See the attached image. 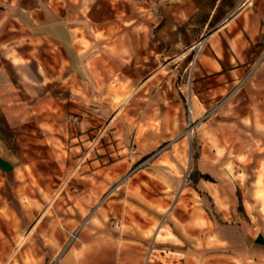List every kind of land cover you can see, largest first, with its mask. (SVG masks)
Listing matches in <instances>:
<instances>
[{
    "label": "rangeland",
    "instance_id": "374dc122",
    "mask_svg": "<svg viewBox=\"0 0 264 264\" xmlns=\"http://www.w3.org/2000/svg\"><path fill=\"white\" fill-rule=\"evenodd\" d=\"M181 4L0 0V66L17 82L10 60L29 59L30 82L59 66L79 95L58 108L69 138L43 136L30 112L16 122L38 176L26 192L23 177L0 178V264H78L83 235L138 237L140 264H166L162 234L184 225L211 243L178 250L183 264H264V52L208 90L205 16L183 18Z\"/></svg>",
    "mask_w": 264,
    "mask_h": 264
},
{
    "label": "crops",
    "instance_id": "0c3cea01",
    "mask_svg": "<svg viewBox=\"0 0 264 264\" xmlns=\"http://www.w3.org/2000/svg\"><path fill=\"white\" fill-rule=\"evenodd\" d=\"M167 1L182 3L178 9L179 15L183 18H188L195 13L205 16L200 37L202 34L207 35V46L202 53L204 59L198 65V70L200 76L203 77L201 82L208 90L223 88L226 77L233 72L240 74L245 68L243 64L247 63L249 58L259 57L264 52V0ZM58 37L56 41H64L63 35ZM25 61L29 59L22 57L17 62L12 60L8 62L14 70L16 67H19V70L23 69L19 72L18 82L7 73L4 66H0V178L7 174L9 178H13V183H15V180L23 177L24 181H19L17 184H22L26 192V185L33 184L32 178L38 174H33L36 165L32 157H28V146L15 143L16 134L12 132L17 130V120L24 118L21 121H26L30 112L33 114V120L41 127H45L39 131L43 133V136L53 140L69 138L68 132L64 133L63 130L56 128L59 125L58 108L64 101L65 103L70 101L74 105V101L78 102L79 95L73 80L64 82L60 74L62 69L59 66L56 72H52L46 66H39L40 68L36 69V75L38 77L40 75L38 82L27 81L29 78L25 77L27 74ZM73 66L74 61L71 67ZM33 85L40 89L38 96L31 90ZM64 89L70 91L67 98L61 95ZM28 106L31 108L29 109ZM26 134L22 135L28 136ZM70 136L73 140L72 131ZM190 228L193 232H202L200 228L196 229V226L184 225L181 228L178 227L179 236L172 231H168L166 235L162 234V237L168 240L167 248L174 250L173 254L164 259L166 264L188 263L189 258L180 257L175 253L181 249L211 243L206 239L201 240L199 244L190 241L185 234ZM86 237L88 238V236H82V245L78 247L81 251V256L77 260L78 264H140L142 262L143 241L138 240V237L131 240V244L108 241L100 237L87 240ZM213 257L205 261V264H213L214 261L215 264L221 263L217 256ZM159 259L155 257L153 264H162ZM190 261L192 263V260ZM65 263L70 262L67 260Z\"/></svg>",
    "mask_w": 264,
    "mask_h": 264
},
{
    "label": "bare ground",
    "instance_id": "6f19581e",
    "mask_svg": "<svg viewBox=\"0 0 264 264\" xmlns=\"http://www.w3.org/2000/svg\"><path fill=\"white\" fill-rule=\"evenodd\" d=\"M192 46H193V45H192ZM119 96H120L119 93H116V94H115V97H116V98H118Z\"/></svg>",
    "mask_w": 264,
    "mask_h": 264
},
{
    "label": "built area",
    "instance_id": "2783aa9c",
    "mask_svg": "<svg viewBox=\"0 0 264 264\" xmlns=\"http://www.w3.org/2000/svg\"><path fill=\"white\" fill-rule=\"evenodd\" d=\"M201 42L198 43V45H200Z\"/></svg>",
    "mask_w": 264,
    "mask_h": 264
}]
</instances>
